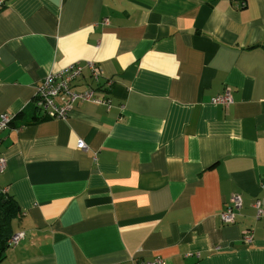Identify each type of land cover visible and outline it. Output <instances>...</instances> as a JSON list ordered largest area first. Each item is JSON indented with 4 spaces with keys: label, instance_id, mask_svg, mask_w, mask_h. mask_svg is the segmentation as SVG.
Listing matches in <instances>:
<instances>
[{
    "label": "crops",
    "instance_id": "1",
    "mask_svg": "<svg viewBox=\"0 0 264 264\" xmlns=\"http://www.w3.org/2000/svg\"><path fill=\"white\" fill-rule=\"evenodd\" d=\"M74 62L110 109L39 117L36 86ZM0 114L24 233L0 264H264V0H0Z\"/></svg>",
    "mask_w": 264,
    "mask_h": 264
},
{
    "label": "built area",
    "instance_id": "2",
    "mask_svg": "<svg viewBox=\"0 0 264 264\" xmlns=\"http://www.w3.org/2000/svg\"><path fill=\"white\" fill-rule=\"evenodd\" d=\"M243 6V5H241ZM92 80L99 83L103 80L99 68L93 63L87 64ZM83 66L80 62H74L57 72H50L39 82L35 88L32 98L33 106L39 117H47L53 120L65 119L71 109L76 104L90 103L104 106L110 109V99L107 96L99 95L103 90H109L112 82L104 78L103 85L99 90L86 87L82 91H76L75 86L83 76ZM212 104L229 106L232 104L230 91L225 90L222 95L213 98ZM13 119L8 114H0V134L6 131ZM76 149L85 150V144L79 142ZM5 168V161L0 159V172ZM241 200L238 195H233L224 211L220 213V220L223 224H233L235 222V212L240 208ZM255 210V218L260 219L264 210L259 201L252 204ZM24 239L23 232H17L7 240V247L14 248ZM242 241L246 244L252 242V231L245 230L242 234ZM136 264H163L162 260L156 258L151 261H140Z\"/></svg>",
    "mask_w": 264,
    "mask_h": 264
},
{
    "label": "trees",
    "instance_id": "3",
    "mask_svg": "<svg viewBox=\"0 0 264 264\" xmlns=\"http://www.w3.org/2000/svg\"><path fill=\"white\" fill-rule=\"evenodd\" d=\"M240 5L244 6V0H240ZM17 216L18 206L16 201L11 196L0 192V262L3 260L4 252L8 248L6 243L12 234V220Z\"/></svg>",
    "mask_w": 264,
    "mask_h": 264
}]
</instances>
